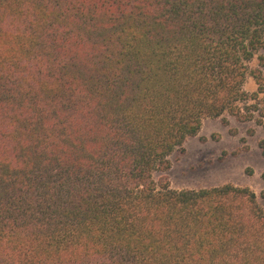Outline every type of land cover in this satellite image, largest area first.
Here are the masks:
<instances>
[{
  "label": "trees",
  "instance_id": "trees-1",
  "mask_svg": "<svg viewBox=\"0 0 264 264\" xmlns=\"http://www.w3.org/2000/svg\"><path fill=\"white\" fill-rule=\"evenodd\" d=\"M262 50L264 0H0V264H264L255 192L166 177Z\"/></svg>",
  "mask_w": 264,
  "mask_h": 264
},
{
  "label": "rangeland",
  "instance_id": "rangeland-1",
  "mask_svg": "<svg viewBox=\"0 0 264 264\" xmlns=\"http://www.w3.org/2000/svg\"><path fill=\"white\" fill-rule=\"evenodd\" d=\"M260 58L264 59V50L255 58L252 68L261 69L264 78V61ZM244 89L250 94L259 93L264 111V84L258 85L250 76ZM257 118L261 119L258 115ZM225 119L227 125L222 119H206L199 134L187 139L183 148L172 154L166 177L174 190L225 184L248 187L264 208V123L240 122L232 116Z\"/></svg>",
  "mask_w": 264,
  "mask_h": 264
}]
</instances>
